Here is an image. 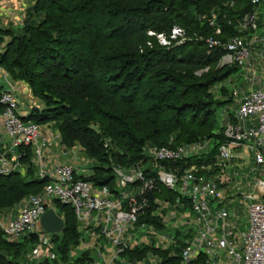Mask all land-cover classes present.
<instances>
[{
	"label": "trees",
	"instance_id": "1",
	"mask_svg": "<svg viewBox=\"0 0 264 264\" xmlns=\"http://www.w3.org/2000/svg\"><path fill=\"white\" fill-rule=\"evenodd\" d=\"M255 10L251 0H34L25 13L24 28L16 33L0 28V49L6 37L11 38L0 52V68L12 81L27 84L45 105L33 108L24 121L40 126L56 123L62 146H80L94 162L93 174L81 179L113 194H117L118 167L141 166L147 177L156 179L143 222L167 236L169 213L186 214L192 204L160 182L159 172L180 175L196 167L198 176L211 179L221 171L217 156L226 141L225 125L237 124L234 114L220 123L217 109L228 102L210 90L237 71L240 63L219 67L228 52L222 46L210 48L208 40L226 44L239 37L250 42L256 32L242 23ZM206 68L208 72L198 74ZM1 136L0 154L4 153ZM207 140L215 142L207 153L155 162L158 169L147 166L152 160L147 148L177 149ZM18 151L25 170L0 183V213L22 207L49 183L35 175L32 148ZM51 207L65 220L60 258L71 260L72 248L81 238L79 223L70 206L55 200ZM191 232L176 230L166 249L155 243L126 253L137 260L153 253L161 258L160 264H181ZM36 237H26L27 245L21 248L8 245L25 256ZM87 260L93 259L86 252L75 264ZM0 264L14 261L0 254ZM193 264L206 261L201 255Z\"/></svg>",
	"mask_w": 264,
	"mask_h": 264
},
{
	"label": "built area",
	"instance_id": "2",
	"mask_svg": "<svg viewBox=\"0 0 264 264\" xmlns=\"http://www.w3.org/2000/svg\"><path fill=\"white\" fill-rule=\"evenodd\" d=\"M251 3L256 10L244 18L243 27L256 33L262 30V33L255 35L256 38L250 42L239 37L226 44L214 39L208 40L210 48L222 46L228 52L220 61L219 67L233 66L248 59L252 44L260 41L264 45V0H251ZM6 84L7 88L0 91V135L11 140L9 152L12 155L6 152L0 154V183L20 167L22 155L17 154L20 147L32 148L39 168L38 176L41 179H49V183L42 193L32 195L23 202L17 217L6 223L0 222L4 237L11 242H19L22 237L35 234L42 241L40 220L49 208H53L52 203L57 200L73 209L82 231L88 230L93 221L110 244L113 251L109 258L91 262L92 264H128L125 263L123 255L129 250H134L136 232L150 230V226L144 223L143 219L150 207L148 195L156 189V179L147 177L143 167H118L115 169L117 194H113L109 189L107 194H103L102 189H97L92 183L81 179L76 167L70 163L45 169L43 144L47 139L43 134V127L24 121L17 91L10 82L6 81ZM238 119L241 122L256 120V125L244 127L230 123L226 126V141L219 148L217 166L225 173L234 153L240 149H249L255 155L256 165L264 169V90L250 91L242 101ZM58 135L57 132L55 137H59ZM209 146V142L204 141L177 149L154 147L150 149L149 157L156 163L176 162L207 153L211 149ZM197 173L198 169L194 167L180 175L165 170L158 174V180L168 189L178 191L190 199L192 212L201 226L198 236L183 249L181 264H193L206 246H216L219 250L226 251L227 255L234 259V264H264V178L256 182L258 195L245 196L249 202V231L241 247L242 252H238L229 239L233 237V232L226 231L225 221L229 213L215 206L220 205L223 200L219 182L198 176ZM216 234L217 239L214 238Z\"/></svg>",
	"mask_w": 264,
	"mask_h": 264
},
{
	"label": "rangeland",
	"instance_id": "3",
	"mask_svg": "<svg viewBox=\"0 0 264 264\" xmlns=\"http://www.w3.org/2000/svg\"><path fill=\"white\" fill-rule=\"evenodd\" d=\"M263 13H264V6L262 7ZM25 19V17H24ZM23 20V18H22ZM21 20V22H22ZM16 23V22H11L10 25H8V27H0L3 29L8 30L9 28L11 30H13V32H17L20 28H24V21L21 23ZM180 31H174V34H179ZM262 33V30H259L256 34H254V37L252 38L254 40L255 35H259ZM1 37V36H0ZM251 39V40H252ZM11 40L10 37H6V39L4 40V43L2 44V47L0 49V52L4 51V48H6L7 43ZM163 45H167V42L164 40V38L161 39ZM258 41V40H257ZM250 57L244 61H242L239 65H238V70L233 72L230 76H228L225 80L218 82L214 87L211 88L210 93L217 99L221 100V101H227L228 103L219 107L217 109V117L220 121V123L222 124L224 120L228 119V116L230 114H234L236 117V112L238 110V108H240V105L242 103V101L244 100L245 97H247L250 93V91H254V90H264V45L262 43L257 42L255 44H252L250 46ZM210 68H206L203 71L199 72L198 74H202V73H206L208 71H206ZM0 70H2L0 68ZM5 72V71H4ZM3 81V85L2 83H0V86L2 85L3 89L7 88V84L6 81L11 82V85L14 87V89L17 91V89L19 88L18 86H20L19 84H24L26 89L25 92H21L24 93L21 95V97L23 98L22 100H19L20 102V106L23 107L21 101H23V103L25 102V105H31L33 106V108H38V109H44L45 105L43 103H41L39 100H37L32 92L31 89L29 88V86L23 82H14L12 81L10 75L7 73L6 77L2 80ZM20 90V89H19ZM27 92H29L28 97H30L28 99V101L24 98L25 95L27 94ZM225 93V96H224ZM228 100H233V101H228ZM32 102V103H31ZM49 128H52L55 130L56 128V123H52L50 125H45ZM52 130V131H54ZM51 131V130H50ZM56 132H58V130H55ZM107 146H109V142L110 140H106ZM207 142H209L210 147L213 148L215 147V142L212 140H207ZM112 146V145H110ZM80 147V146H78ZM81 148V147H80ZM112 147H110L111 149ZM152 149V148H151ZM82 150V148H81ZM83 152V150H82ZM244 152V151H243ZM146 153L149 155L150 154V149L147 148L146 149ZM84 154V152H83ZM237 154V155H236ZM238 155H242L241 153L235 152L234 153V157L235 159L233 161H231L228 166L230 168H233L234 166H244L246 169V177L244 176V178H242L240 175H238V177L236 176V179L234 180V184L236 185L237 183H239L241 185H237L236 189L234 192L235 194H237L240 198V202L237 204L233 205V211L234 212V217H235V224L232 227V230L234 231V236L231 239V242H233L234 247L238 250V252H242L241 247L245 242V238L246 235L249 231V222H248V218H247V208L249 205L248 200L245 199L246 195L249 194H254V192L257 190L256 189V182L259 179L264 178V169L259 167L258 165H256L255 162V157L254 154L251 153L250 151L246 150L244 153V157L238 156ZM85 157V155L83 156ZM81 160V159H80ZM88 160V161H86ZM79 161V160H78ZM81 162V161H79ZM81 166H84V172L81 173L80 177H90L93 174L92 168L94 166V162H91L88 158H84V161L81 162ZM147 166H154V168L158 169V166H156V163L153 162V160H150V162H148ZM141 167V166H140ZM16 173L20 172V168L16 169L15 171ZM229 171H226V174H228ZM227 179V177H226ZM221 184V181L219 182ZM226 185V184H225ZM223 184V186H225ZM222 187V185H221ZM239 187V188H238ZM226 193V192H224ZM216 206V204H215ZM171 213H169L168 216H170ZM175 214V212H174ZM9 217L8 214H4L3 212L0 213V222L1 223H6ZM181 223V222H179ZM193 223V220L191 222V224ZM40 231H43L42 229H40ZM85 232H83V234L81 233V238L79 240L78 245H76V248H72L73 254L75 256V258L65 261L62 260L60 258V246L62 244L61 239H62V234H49V233H45L43 231L42 235H43V239L42 241H40V239H38V237H36L35 240V244L29 243L28 247V252L27 255L25 256H21L20 257V253H19V249L16 248H10L9 244H17L19 246V248L27 245V243H24L23 241L25 240V237H22L19 242H11L8 239L4 238L5 240H2V238H0V254L3 256H5L7 258L8 261H14V264H41L43 262H45L46 260H49V262L51 264H75L76 259L82 255H84L86 252L89 254L90 258H92L93 254L91 253V250H85L83 251L78 250V248L81 245H86L87 243H89L90 241V236L92 235L91 232L84 230ZM89 232V233H87ZM167 233L169 235V237L172 239L174 237V232L171 230V226L168 227ZM102 241H100L101 243ZM86 249V248H85ZM215 255H212L211 260L213 259V264L217 263V264H234V259L230 258L226 251L222 250V251H215ZM96 257V255H94ZM100 261L98 259V257H96L95 262ZM2 262V261H1ZM81 264V263H80ZM83 264H92L90 260H87V262L83 263Z\"/></svg>",
	"mask_w": 264,
	"mask_h": 264
},
{
	"label": "crops",
	"instance_id": "4",
	"mask_svg": "<svg viewBox=\"0 0 264 264\" xmlns=\"http://www.w3.org/2000/svg\"><path fill=\"white\" fill-rule=\"evenodd\" d=\"M33 3H34V0H0V27H4V28L8 27V25H10L11 22H13V21L16 23H19V22H21L22 18H23V20H22V22H23L26 11L28 10V8ZM6 74L7 73L4 72V70H0V83H2V85H3L2 80L6 77ZM2 85L0 86V89L3 88ZM19 85L20 86H18L19 88L17 89V98L19 100H22L23 98L21 97V95L24 93H21V92H25L26 87L24 84H21V83ZM28 94H29V92H27V94L24 97L27 101L30 98V97H28ZM21 103L23 104L22 105L23 107H21L22 115L24 117L30 116L33 106L27 105V104L25 105V102L23 103V101H21ZM241 105H242V103H241ZM241 105H240V107H241ZM239 109L240 108H238V110L236 112L237 124L243 125L244 127H251V126L256 125V120H248L246 122H241L238 119ZM228 124H230V123H227L225 125V127ZM42 127H43V134L47 139V141L43 144V147H44V157H43L44 168L45 169H51L52 167H55V166L60 165V164L70 163L76 167L77 173L80 176L81 173H83L84 170H86V169L82 170L84 168V166H81V162H83L84 158H86V156L83 157L85 154H83L81 148L78 146L74 147L73 149L64 148L61 144V139L59 137H55L57 135V132L54 129L49 128L45 125ZM52 130H54V131H52ZM52 133H54L55 135H51ZM1 138H2L1 144L3 147L4 153L5 152L10 153L9 151L11 150L10 147L12 145L11 140L6 138L4 135H2ZM246 150L250 151L249 149H240V150H237L236 152L242 154V155H238V156L244 157V153ZM17 154L18 155L20 154L18 150H17ZM254 157H255V155H254ZM234 159H235V157L233 158V160ZM78 160L81 162H79ZM36 161L37 160L34 157L33 162H34L36 168L39 170L38 166L36 165ZM86 161H88V160H86ZM19 168H20V173L24 172L25 166L23 163H21ZM245 169L246 168L244 166L238 165L237 167L234 166L233 168H230L227 165V168L224 171L225 173L220 171V172L216 173L214 175V177H212L213 179H216L218 182L221 181V184L219 183V185H220V190L223 194V200H222V203L220 205L217 204L216 207L217 206L220 207L219 208L220 210L221 209L227 210V212L229 213V217L225 221L227 232H230V231L234 232L232 230V227L235 224V220H236L235 217L236 216L234 217L235 211H233V205L237 204L241 201L239 196L237 194H235V192H234L235 190H237L236 186L240 185V184L237 183L235 185L234 184L235 182L233 179H236V176L238 177V175H240L242 178H244V176L246 175ZM38 170L36 171V174H35L36 176L38 175ZM226 171H229V173L226 174ZM226 177H227V179H226ZM244 180H245V178H244ZM223 184L224 185L226 184V185L223 186ZM221 185H222V187H221ZM240 188H241V185H240ZM101 191L103 194H107L109 192L108 189H102ZM224 192H226V193H224ZM254 195H258L257 190L254 192ZM180 206L182 207V205H180ZM20 210H21V205L17 206L14 209H5L1 212H3L4 214H8L9 217L7 220H11V219H14L15 217L18 216V214L20 213ZM246 215L248 218V208H247ZM192 220H193V223L191 224ZM165 221H167V227L171 226V230L173 232L178 230V231H181L185 235L186 232L188 233L189 231H192L191 235L193 236V238L197 237L200 230H201V226L197 222V216L192 211H188L186 214H180L179 212L175 213V214L171 213L170 216H167ZM179 222H181V223H179ZM248 222H249V220H248ZM79 231L82 234H83V232H85V231H82V229H80ZM87 231L92 233V235L90 236V241L86 245L85 244L81 245L78 248V250H81V249L83 251L88 250V249L91 250V253L93 254V256H92L93 260L91 262H95L96 257H98V259L100 261L109 258V256L111 255L113 250H112L110 244L107 242L106 238H104L102 236L100 230L97 228V226H95V223L93 221L91 222ZM89 232H87V233H89ZM136 235H137V239L133 244V246H135L134 250H137L141 246L152 247L153 244L155 245V243H156L157 247H164L166 249L167 247H169L170 242H172L169 235L164 236V235H162V233L156 231L152 227H150V230L146 231V232L137 231ZM233 236H234V233H233ZM193 238H192V240H193ZM214 238L215 239L218 238L217 234L214 236ZM229 239L231 241L232 237H230ZM100 241H102V242L100 243ZM186 242L189 243L190 241H186ZM215 251H222V250H219L216 246H214L212 248H208L206 246V247H204V251L201 252L197 256L196 260L202 255L206 261V264H213L214 260L213 259L211 260V258H212V255L214 256L216 254ZM131 252H133V251H131ZM94 255H96V257ZM123 257H124L125 263H128V264L129 263H132V264H136V263H138V264H143V263L160 264V263H162L161 258L159 256L153 254V253H148L145 257L140 258L139 260L134 259L133 253H128V254L125 253L123 255ZM100 261H98V262H100Z\"/></svg>",
	"mask_w": 264,
	"mask_h": 264
},
{
	"label": "water",
	"instance_id": "5",
	"mask_svg": "<svg viewBox=\"0 0 264 264\" xmlns=\"http://www.w3.org/2000/svg\"><path fill=\"white\" fill-rule=\"evenodd\" d=\"M40 227L45 233L62 234L65 228V220L57 214L54 208H49L40 220Z\"/></svg>",
	"mask_w": 264,
	"mask_h": 264
}]
</instances>
